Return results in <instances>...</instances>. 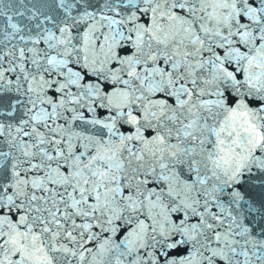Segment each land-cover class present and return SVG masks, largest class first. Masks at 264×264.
Listing matches in <instances>:
<instances>
[{"label":"snow or ice","instance_id":"snow-or-ice-1","mask_svg":"<svg viewBox=\"0 0 264 264\" xmlns=\"http://www.w3.org/2000/svg\"><path fill=\"white\" fill-rule=\"evenodd\" d=\"M0 264H264V0H0Z\"/></svg>","mask_w":264,"mask_h":264}]
</instances>
